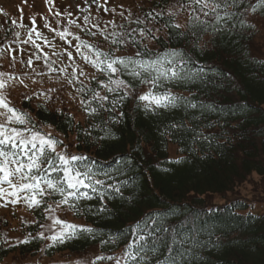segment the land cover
<instances>
[{
	"label": "trees",
	"instance_id": "obj_1",
	"mask_svg": "<svg viewBox=\"0 0 264 264\" xmlns=\"http://www.w3.org/2000/svg\"><path fill=\"white\" fill-rule=\"evenodd\" d=\"M254 3L256 0H243L239 8L232 10L246 21L248 16L264 20V9L256 13L243 12ZM147 4L150 11L141 14L140 20L160 32L153 34L149 29L151 35H146V39L139 38L136 35L142 29L139 23L134 32L129 30L124 34L129 38V46L134 53L143 51V48L131 45L130 38L134 36L137 41H144L141 43L147 45L152 56L166 49L187 53L191 57L188 67L203 69L204 79L167 86L175 93L191 94V99L210 104L215 111L176 109L145 114L137 110L129 98L117 106L115 113L101 110L95 117L86 114L85 121L80 123L68 116L69 113L42 108V103L31 105L29 101H23V109L32 116L36 126L51 125L62 139L74 136V154L89 158L98 179L106 183L127 181L121 189L122 197L108 190L113 197L103 202L108 213L102 216L84 214L87 207L99 206L100 201L95 196L91 201L81 203L80 214L68 212L75 220L97 229L100 236L95 239L81 237L44 254L48 257L61 252L83 254L92 248L106 256L117 251L122 253L128 237L118 244H101L100 240H107L109 235L127 229L149 214L159 213L160 222L168 228V232L158 233L162 239L171 243L172 236L178 233L177 240H184V247L192 248L195 242L191 264H264V210L254 208L246 198L232 197L217 204L208 197L232 192L235 182L245 180L253 173L264 177V57L256 56L251 48L252 28L242 29L237 23L232 29L230 21L227 30L215 36L211 35V29L198 33L201 37L198 43L204 47L194 52L190 46L191 38L178 36L180 32H188V27H172L176 24L166 10L170 0ZM115 49L121 50V45H112L102 51L115 52ZM120 78L135 85L136 90L144 86L126 75L121 74ZM99 80H106V77L100 74L96 80H91L89 88L100 91ZM90 95L88 92L84 97ZM108 95L111 98L114 94ZM92 106H96L95 102ZM112 115H116L117 123L109 120ZM193 115L198 119L193 120ZM104 121H108L107 127L114 136L98 145L90 140L86 144L82 130L88 129L93 137L103 136ZM173 123H182L184 127L170 128ZM92 124H99L100 128H90ZM77 125L81 131L77 130ZM170 143L178 148L177 158L168 156ZM181 157V163H172ZM57 199L58 196L46 197L45 204H52ZM30 213L37 223L27 225L26 230L34 234L38 225L46 220L42 216L43 207ZM42 244L43 241H34L25 247L24 255L35 254ZM10 253L20 254V250L6 255ZM161 253H166L163 245ZM158 259H162V255H150L149 264H156Z\"/></svg>",
	"mask_w": 264,
	"mask_h": 264
},
{
	"label": "snow or ice",
	"instance_id": "obj_2",
	"mask_svg": "<svg viewBox=\"0 0 264 264\" xmlns=\"http://www.w3.org/2000/svg\"><path fill=\"white\" fill-rule=\"evenodd\" d=\"M106 2L107 0H105ZM92 3L97 4L98 7L101 6L99 0H92ZM242 3L243 0H188L187 7L191 9L187 25L188 32H180L178 36L190 37L191 50L198 52L204 47L198 43L201 38L198 33H206L211 29V35L215 36L223 30H227L230 21L232 29L237 27V23L242 29L255 28L254 24L240 19V14L232 10L239 8ZM181 7H185V5H181ZM261 9H264V0H256V3L243 9V12L256 13ZM105 11L108 9L105 8ZM113 11L115 10L113 9ZM4 14L7 15V13ZM66 15L71 14L66 13ZM30 19L35 25V18ZM84 21L86 24L89 23V17L85 16ZM12 23L17 24L16 21ZM69 23L74 24L75 21L70 20ZM136 23H143V21L137 19ZM18 26L24 27L22 23ZM45 27L50 26L46 23ZM93 27H98V25H93ZM172 27L179 28L180 25ZM52 31H56L61 40L65 39L66 35H72L67 28H64L62 32L55 29ZM28 32V39L24 43L31 42L36 48H40V45L32 38V33L35 32L37 39H43L46 45L50 44L35 27L28 29ZM89 34L95 35L96 33L89 32ZM15 35L19 36V33ZM118 35L123 37V34H112L114 45L128 43L129 38L117 39ZM140 35L141 37L151 35V31L146 33L141 29ZM75 39L79 41L74 45L76 54L107 78L98 81L100 88L106 94H101L99 90L87 88V86L76 89L77 93H91L87 98L80 99V106L87 116L95 117L101 110L115 113L117 106L123 105L129 98L135 108L142 110L145 114L149 112L156 114L160 110L176 109H182L185 112H188L189 109L215 111L212 105H205L191 99V94L184 96L173 92L167 86L170 83L182 85L204 79L206 74L203 69L188 67L191 57L187 53L177 49H166L164 52L152 56L147 45H143L132 36L130 38L131 45L138 49L143 48V51L137 50L133 55H116L115 52H104L86 41L80 40L78 36ZM105 39L108 37L106 36ZM82 49H88V51L84 52ZM65 51L71 60L73 53L67 49ZM36 59L39 60L41 57L36 56ZM27 63L31 65L32 59H29ZM45 63L49 72L57 71L52 66L55 61H49L47 55ZM58 71L67 73V68H60ZM121 74L137 81L140 85H148L147 90L137 95L136 86L121 79ZM85 75L83 70H79V65H74L70 74L71 78L69 79L67 76L65 78L68 84H74L79 80V77ZM91 79L96 80L97 78L92 76ZM13 80L23 84V80L19 77L0 72V207L20 203L33 211L43 207L42 216L47 221V223L39 224L38 230L34 234L28 232L22 237L10 238L7 234L0 233V259L8 252L19 249L20 255L12 257L14 264H19L24 259L25 247L31 246L34 241H43L44 246L39 251L47 252L49 249L67 245L81 237L95 239L100 236L101 233L97 229L61 219L57 212L62 210L80 214L82 212L81 203L91 201L95 196L100 201L99 206L87 207L84 214L102 216L108 213L107 205L103 202L113 198L108 190L111 189L112 193L122 197L121 189L127 185V181L106 183L105 180L98 179L97 173L93 171V164L88 162L87 156L68 153V145L64 144L63 139L54 136L52 132H42L27 111L13 107L6 93ZM81 83L83 82L81 81ZM56 91V88L48 90V92ZM108 94L114 95L110 98ZM35 95L36 93L33 92L32 96ZM41 95L44 96V104L40 107L46 109L47 103L52 97L47 93H41ZM32 96L25 94L23 99L31 100ZM93 102L96 104L95 107L92 106ZM105 102L111 106H106ZM55 111L60 112L61 110L57 108ZM70 115L71 113L68 114V116ZM120 115H124L123 111L120 112ZM192 119L195 120L198 117L193 115ZM109 120L112 123L118 122L116 115L110 116ZM103 123L105 125L101 129L104 132L103 136L93 137L88 129L82 130L85 134L86 144L90 140L98 145L106 138L114 136L111 129L107 127L108 121ZM68 126H72L70 120H68ZM89 127L100 128V125L92 124ZM169 127L179 130L184 125L173 123ZM77 130L81 131L78 125ZM60 145H64V147L58 150ZM182 159V157L178 158L172 163L179 164ZM164 171L168 170L164 169ZM53 173L59 175L54 176ZM104 175L109 180L112 179L108 173H104ZM51 196H58L59 199L54 200L52 204H45V198ZM159 216V213L149 214L127 229L109 235L107 240H100L101 244H118L122 238L128 237V242L119 256L101 254L91 260L77 258L70 261L69 264H98L99 261H113L114 264H149L150 255H162V259H158L156 264H191L194 257L193 249L196 247L195 242H193L192 248L184 247L185 241L177 240L178 233L172 236L171 243H168L166 238L162 239L158 233L168 232V228L163 226ZM27 223L37 222L32 220ZM173 232L175 233V229ZM161 245L166 249V253H161Z\"/></svg>",
	"mask_w": 264,
	"mask_h": 264
},
{
	"label": "rangeland",
	"instance_id": "obj_3",
	"mask_svg": "<svg viewBox=\"0 0 264 264\" xmlns=\"http://www.w3.org/2000/svg\"><path fill=\"white\" fill-rule=\"evenodd\" d=\"M153 1L155 0H107L105 3V0H99L101 6L98 7L97 4L92 3V0H87V2L86 0H47V2L46 0H0V72L9 73L23 80V84L13 80L6 90L12 106L23 109V96L25 94L32 96L33 92L36 95L28 100L30 104H44V96L41 93H47L52 97L47 103L49 109L59 108L63 112L71 113L76 122L83 123L86 113L80 106V99L85 98V93H77L76 89L82 86L88 88L91 77L100 75V72L76 54L74 45L79 41L75 37L78 36L80 40L86 41L100 50H107L109 46L114 45L112 43L113 33L123 34V37L117 36L120 39L125 38L124 34L125 32L127 34L129 30L134 32L138 24L136 23L137 19L140 20L141 14L150 11L147 3ZM181 5H185V7H181ZM187 5L188 0H170V5L166 9L173 16L175 23L180 25L182 29L186 27L191 11ZM105 8L108 11H105ZM66 13L71 15H66ZM85 16L89 17L90 22L87 24L84 21ZM32 17L35 18V25L30 19ZM70 20H74L75 23L70 24ZM13 21H16L17 24H13ZM247 21L255 25V28H252L253 45L251 48L254 49L256 56L264 57V20L248 16ZM20 23L24 27L18 26ZM46 23L50 27L46 28ZM140 24L144 31L150 29L153 34L160 32L151 25ZM93 25H98V27H93ZM33 27L42 33L43 37L50 42L49 45H46L43 39H37L35 32L32 33V38L36 40L40 48H36L31 42L24 43L28 39V29ZM64 28H67L72 35H66L65 39L61 40L56 31H52V29L62 32ZM140 30L136 34L137 37L146 39L147 36L141 37ZM89 32L96 34L90 35ZM16 33H19V36L15 35ZM106 36L108 39H105ZM141 42L144 41L141 40ZM121 48L119 51L115 49L116 55L134 53L128 43L121 45ZM65 49L73 53L71 60H69ZM82 51L87 52L88 49H82ZM46 55L49 61H55L52 66L57 71H48L45 63ZM36 56H40L41 59L37 60ZM29 59H32L31 65L27 63ZM74 65H79V70H83L86 75L79 77V80L74 84H68L65 77L71 78L70 74ZM60 68H67V73L59 72L58 69ZM51 88H56L57 91L48 92ZM146 90L141 87L136 90V94ZM100 92L103 94L104 90L101 89ZM37 127L42 132H52L54 136L63 138L49 126L38 125ZM66 139L63 140L64 144L68 145V153L74 154V136L70 135L69 139ZM63 147L64 145L59 146L58 150ZM168 151L172 157L177 155L175 146L169 145ZM208 197L211 202L217 204L232 197L246 198L253 204L254 208L263 211L264 177L253 173L245 180L235 182L232 192H227L224 195H208ZM57 215L61 219L79 224L68 212L61 210L57 212ZM31 219L32 216L23 203L0 207V232L7 234L10 238L22 237L21 233L24 232V229L20 224L25 225ZM3 222L6 223L5 226L1 225ZM120 254L118 251L107 256H119ZM19 255L18 253H11L1 260L0 264H14L12 257ZM97 255H101V253L96 248L79 255L66 253L56 254L52 257H45L43 254L24 255V259L19 264H69L70 261L77 258L91 260ZM98 264H114V262L99 261Z\"/></svg>",
	"mask_w": 264,
	"mask_h": 264
}]
</instances>
